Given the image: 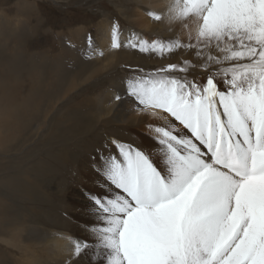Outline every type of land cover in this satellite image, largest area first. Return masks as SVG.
<instances>
[{
    "label": "snow or ice",
    "instance_id": "obj_1",
    "mask_svg": "<svg viewBox=\"0 0 264 264\" xmlns=\"http://www.w3.org/2000/svg\"><path fill=\"white\" fill-rule=\"evenodd\" d=\"M145 15L187 29L188 42H122L114 22L113 50L191 51L206 75L190 78L197 65L185 60L112 92L107 103L127 97L163 126L149 145L110 138L96 149L88 237L57 234L67 264H264V0H168Z\"/></svg>",
    "mask_w": 264,
    "mask_h": 264
},
{
    "label": "rangeland",
    "instance_id": "obj_2",
    "mask_svg": "<svg viewBox=\"0 0 264 264\" xmlns=\"http://www.w3.org/2000/svg\"><path fill=\"white\" fill-rule=\"evenodd\" d=\"M139 7L137 0H0V264H67L53 240L58 233L88 237L85 226L93 217L85 193L98 187L96 149L110 138L149 145L148 132L163 126L147 112L133 113L127 97L122 106L107 101L114 90L124 91L128 79L185 60L146 62L144 54L151 52L136 59L111 55L105 68L90 71L107 24L118 22L120 37L141 32L133 24ZM156 31L148 40L178 38L170 28ZM68 39L82 47L74 50ZM124 48L115 51L141 53ZM191 54L185 53L194 63ZM196 65L189 77H204ZM8 71L16 75L5 77ZM71 264H89V258Z\"/></svg>",
    "mask_w": 264,
    "mask_h": 264
},
{
    "label": "bare ground",
    "instance_id": "obj_3",
    "mask_svg": "<svg viewBox=\"0 0 264 264\" xmlns=\"http://www.w3.org/2000/svg\"><path fill=\"white\" fill-rule=\"evenodd\" d=\"M139 3H140V7H139V12L138 13V16L137 18L138 19H134V22L133 24H135L136 26L140 27V31L141 32H137L133 29L131 30H128V32H126L125 34L123 33L122 36L120 37L121 38V41H126L133 33H135L136 35H138L140 38H143V39H147L148 40V37H147V34L148 33H152V32H155L157 29H159L160 27H164V28H170L172 29V32H173V35L174 36H177L178 35V38L181 40V42L183 43H187L188 42V30L187 29H184L182 28L179 24H172V25H168L166 23H161V22H157V21H153L151 20L150 17L146 16L145 15V10H157L159 11L167 2L168 0H137ZM125 3V2H124ZM21 10V9H20ZM17 26V25H16ZM7 27V26H6ZM111 27H112V24H107L106 26V30H103V36H102V47H100L101 49L98 50L95 54H94V58H96V61H94V66L93 68L90 67V71L92 72H96V71H101L102 68H105L106 65H107V61H108V58L113 55V58L112 59H115L116 60H120V59H126V58H135L140 54L142 53H136V52H126V51H121V52H118V51H115L111 48V38H110V33H111ZM78 30V29H77ZM163 30V28H162ZM164 31V30H163ZM157 32V31H156ZM78 34V33H77ZM77 34L75 33L74 35L77 37ZM89 34V32H88ZM80 35V34H79ZM47 37V36H46ZM64 37V36H63ZM67 37V35H66ZM79 37V36H78ZM22 38V37H21ZM81 38V37H80ZM85 38V37H84ZM59 39V38H58ZM13 40H16L13 38ZM63 40H65L63 38ZM62 39H60V41H63ZM150 40V39H149ZM70 41V45H73V49L74 50H78L79 48H81L82 46H78V45H75L76 43H74L73 40H69ZM67 41V42H68ZM18 42V41H17ZM16 42V43H17ZM65 42V41H64ZM87 42V41H86ZM80 44L82 43V41L79 42ZM77 47V48H75ZM124 49H129L128 47H125ZM71 50V49H70ZM69 50V51H70ZM95 52V51H94ZM103 52V53H106L105 55L101 56L100 53ZM75 53V52H74ZM88 53V52H87ZM86 53V54H87ZM90 53V52H89ZM185 53H188V51H185L183 49H180V50H176L174 51L173 53H166L164 54L163 56H161L160 54H157V53H149V54H144L145 55V60L146 62L147 61H151V62H154L158 59H161V60H172V59H179L180 61L182 60H188L192 57L189 58L188 55H185ZM59 52L57 51L56 53V57L57 58L59 55ZM123 54V55H122ZM183 54V55H182ZM190 54V53H189ZM213 54H215V51L213 50ZM41 55V54H40ZM192 55V54H191ZM190 55V56H191ZM216 55V54H215ZM82 56H83V59H84V56H85V52H82ZM41 58V56H39ZM112 57V56H111ZM110 57V59H111ZM46 60H48V55L47 57H44ZM60 58V57H59ZM63 58V57H62ZM11 59V58H10ZM111 59V60H112ZM194 59V58H193ZM85 60V59H84ZM142 60V59H141ZM80 61L84 66V65H88V63L86 64L85 61H82L81 60V57L80 59L78 60ZM110 61V60H109ZM90 62V61H89ZM178 62V61H177ZM193 62V61H192ZM38 63V62H37ZM77 63V60L75 61V64ZM145 63V61H144ZM165 63V62H164ZM194 63H200V61L196 60L194 61ZM3 65V64H2ZM3 69V68H2ZM21 69V68H20ZM141 69V68H140ZM3 71V70H1ZM12 71V70H10ZM10 71H8V74H5V77H10L12 78V76L16 75L14 74V71L11 73ZM46 71V70H45ZM5 72V71H4ZM20 72V71H19ZM18 72V73H19ZM7 73V72H5ZM20 74V73H19ZM33 74V73H31ZM4 76V75H3ZM18 76V75H17ZM28 78V77H27ZM9 79V78H8ZM7 79V80H8ZM12 80V79H11ZM13 81V80H12ZM3 84V81L1 80L0 81V85ZM124 84V83H123ZM8 87V86H7ZM2 89V88H1ZM0 89V90H1ZM3 90H1L0 92H2ZM0 96L1 93H0ZM36 99V98H35ZM26 100V99H25ZM16 101V100H15ZM30 101V100H29ZM25 102V101H24ZM29 104V102H28ZM31 105V104H30ZM31 109V108H30ZM39 109V108H38ZM17 110V109H16ZM40 111V110H39ZM27 112L28 110H24V116L27 115ZM101 113V111H100ZM136 113H140L141 116L144 115V112H136ZM150 116H153L152 113H151V110H149L147 112ZM102 114L103 115H106L108 114V110H107V107H103L102 109ZM163 115V114H161ZM19 116V114H18ZM20 117V116H19ZM31 117V116H30ZM36 117V116H35ZM155 118H158L157 116H153ZM34 118V117H32ZM158 120H160L158 118ZM5 226H8L7 224H5ZM4 230V229H3ZM3 230H1L0 228V232H2ZM7 241V240H6ZM6 243L9 244V242L7 241ZM53 243H54V246H55V249H56V252H58L60 255L59 257H62L63 259L65 260H68V254L67 252L64 250L65 249V241L60 239L59 236L53 240ZM12 247H15L18 251H20V248H18L17 246H14V244H11ZM6 252V251H5Z\"/></svg>",
    "mask_w": 264,
    "mask_h": 264
}]
</instances>
